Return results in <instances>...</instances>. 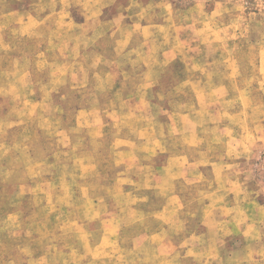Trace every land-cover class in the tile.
Returning a JSON list of instances; mask_svg holds the SVG:
<instances>
[{
  "label": "crops",
  "instance_id": "crops-1",
  "mask_svg": "<svg viewBox=\"0 0 264 264\" xmlns=\"http://www.w3.org/2000/svg\"><path fill=\"white\" fill-rule=\"evenodd\" d=\"M57 2L66 7L70 0ZM73 3L81 21L75 23L64 16L62 28L72 25L84 32L72 38L63 29L60 32L61 47L57 49L61 57L60 79L55 74L52 76L53 63L48 57L55 48L50 41L38 53H32L33 57L43 58L40 66L32 63L35 59L32 57L27 66L25 60L16 59L12 68L0 67V87L4 90L2 93L0 90V98L10 96L16 113L12 123L0 124V186L16 184L10 197L19 202L17 196L23 189L29 191L21 199L26 194H34V186L39 182L48 185L59 182L60 200L76 203L66 213L76 211L77 218L72 223L76 225V232H82L77 235V248L85 264H116L118 261L111 257V252H115L116 246L120 248L117 231L129 230L138 221L142 234L134 244L127 245L130 255L125 260L127 264L150 262L147 257L131 255L141 247H156L154 264H264L263 248L251 251L259 244L257 240L264 231L256 226L257 219L250 211L251 203L245 202L239 179L225 175L226 168L238 167L234 155L248 147L245 138L250 146L258 144L261 138L253 131L244 130L238 117L224 112L222 96L214 100L211 89L220 83L214 84L212 63L197 64L191 50L185 53L174 46L160 50L165 41L151 43L147 31L160 25L137 22L146 8L159 7L158 1L124 0L121 7L126 8L121 11L117 9L119 0H73ZM106 9L111 10L110 17L103 19ZM32 13L13 12L18 17L12 23L14 31L29 40L37 36L33 25L38 19ZM105 26L107 31L96 33ZM127 28L132 29L131 33ZM137 31L143 33L140 44H135ZM106 38L112 40V45L107 49L98 47L96 43ZM70 39L71 45L66 44ZM74 55V62L65 60ZM92 56L98 60L95 69L87 61ZM35 69L45 73V78L36 80ZM92 71H95L96 83L90 82ZM47 73L50 74L47 76ZM166 88L176 94L180 88H191L193 93L182 98L168 95ZM58 89L62 94L59 100H54L53 93ZM84 91L87 94H81ZM54 102L60 103L62 112L67 111L65 104H80L75 111L80 125L84 123L85 128H91L87 134L98 138L81 145L82 152L91 154L88 159L82 155L74 165L68 161L58 164L46 143L37 148L38 138L45 142L55 131L34 126L36 108L42 103ZM165 102L173 105L168 112V123L163 122L159 113L154 116L155 112L150 109ZM47 116L46 120H52V113ZM169 126L177 141L178 147L174 149L166 141V136L172 135L165 131ZM66 129L62 126L55 135L70 136ZM63 148L70 150L67 144ZM176 150L221 153L207 163L214 169V179L203 175L205 158L191 160L175 155ZM170 151L173 154L166 162L157 161L159 154ZM192 166L197 168L200 180L217 182L216 189L197 191L193 195L181 190L180 186L186 189L198 182L188 176ZM20 167L25 170L16 171ZM86 167L93 168L94 174L86 175ZM116 170H121L119 176L114 175ZM118 194L124 198L121 199L123 210L122 202L116 203ZM3 204H0V217L8 216L3 224L20 215L19 212L5 213ZM120 214L124 219H119ZM11 223L10 232L20 228L15 221ZM4 228L5 225L1 226L0 231ZM86 232L90 234L85 235ZM14 246L12 243V250ZM166 247L171 248L167 256L163 254Z\"/></svg>",
  "mask_w": 264,
  "mask_h": 264
},
{
  "label": "rangeland",
  "instance_id": "rangeland-1",
  "mask_svg": "<svg viewBox=\"0 0 264 264\" xmlns=\"http://www.w3.org/2000/svg\"><path fill=\"white\" fill-rule=\"evenodd\" d=\"M119 1L117 9L124 10L126 7H121L124 0ZM154 1H158L159 7L146 8L137 22V24L146 22L160 25V28L147 31L146 36L151 39V43L154 41L158 44L165 41V44H161L160 50L170 49L172 46L176 50L185 53L191 50L194 62H197V64L212 63L214 84L220 83L218 86L214 85V88L211 89V92L214 90L212 92L214 100L222 96L225 99L224 112L232 115V117H238L244 130L247 129V132L253 131L261 138L258 144L255 143L252 146L245 138L248 147L244 152L234 155L238 159L236 160L238 167L226 168L225 175L239 179L241 191L245 194V202L251 203L249 206L250 211L257 219L256 226L260 231H264V0ZM31 3L34 5L31 6ZM13 12L22 15L34 13V16L38 19L37 24L33 25V29L37 32L34 39L29 40L16 34L12 23L17 21L18 17L14 16ZM110 13L111 10L106 9L102 13V18L108 19ZM152 14L155 16H152ZM64 16H69L70 20L75 23L81 21L79 10L74 5L73 0H70L66 7H61L57 0H0V67L4 69L12 68L17 63L16 59L25 60L24 65H29V58L33 57L32 53H38L50 41L55 48L52 56L48 57L53 63L52 76L55 74L60 79L61 57L57 51L61 47L60 32L63 29V33L68 35L69 38L75 35L82 36L84 32L72 25L62 28V24L64 25L66 20ZM124 20L130 22L127 18ZM122 22L124 23V21ZM107 29L108 27L105 26L100 31L97 30L96 33L103 34ZM131 30V28H127L126 31L131 33ZM142 34V32L141 34H139V31L136 32L135 44H140ZM47 37H50V40H46ZM157 39L161 41L157 42ZM72 42L73 40L70 39L66 41V44L71 45ZM66 44L64 45L67 46ZM96 44L98 47L107 49L112 45V40L108 38L100 39ZM75 57V55L70 58L66 57L65 60L74 62L73 58ZM33 58L35 59L32 63H39V66L43 62L42 57ZM87 61L89 65L93 64L95 69L98 63L97 58L92 56L87 58ZM49 74L47 73V76ZM34 75L38 81L45 78V73L41 74L37 70L34 71ZM93 75H95V71L90 73V78H93L90 82L96 83V77ZM2 88L0 87L1 93L4 91ZM165 90L168 95H177L182 98H186L193 93L191 88H180L177 94L175 91L171 92V88ZM85 92L81 94H87ZM61 94L62 92L59 89L55 90L53 93L54 100H59ZM70 94L72 95V93ZM10 99V96L0 98V124L12 123L14 117H16L14 105ZM59 104L54 102L38 105V108H36L38 115L36 121H34V126L39 130L48 127V131H55V133L62 126H66L70 136H63V138L56 136L54 133L49 140H44L45 142L39 141L38 138L37 148L40 149L46 143L51 148L56 163L60 164L61 161H68L69 164L74 165L77 160H81L82 155L86 156V159L91 155L88 152H82L81 145L90 144L98 138H93V136L87 134L91 131V128H85L84 123L80 125L75 114L80 104H65L66 110L70 112L64 111L66 116L58 107ZM17 106L24 107V105ZM172 107V104L165 102L161 105L156 104L154 108H149L152 109V112H155L154 116L159 113V117L163 118V122L168 123V112L172 110ZM24 111L26 112V109ZM48 113L50 115L52 113V120H46ZM150 114L152 116V113ZM165 131L168 134L172 133L170 126ZM166 141L171 143L173 149L178 147L176 139L173 138V133L169 137L166 136ZM65 144L70 147V150H64L63 145ZM250 148L253 149L249 150ZM105 153L107 154V152ZM172 154L173 151L159 154L157 161L166 162L168 156ZM174 154L197 161L202 156L206 161V165L202 167L203 175L206 178L211 177L212 180L214 179V169L207 163L212 156L221 153L176 150ZM42 156L40 152L39 157ZM18 163L20 162L18 161ZM23 169L21 167L16 168V171L20 170L22 172ZM92 169L86 167L85 174L93 175ZM42 170L44 169L42 168ZM120 171L116 170L114 175L119 176ZM63 172H66V170H63ZM188 176L193 181L198 182L190 184L186 189L180 186V189L192 195L201 190H215L218 186L217 182H211L210 179L207 181L206 178L203 181L200 180L198 170L194 166L190 168ZM23 178L25 177L23 176ZM58 183L48 185L39 182L34 186V194H26L27 196L21 199L22 195L29 191L28 188H25L17 196L20 199L19 202L17 198L12 199L10 197L17 186L16 184L0 186V204L4 203L5 213H20L17 218H11V220H8L9 222L7 221L10 225L7 222L3 224L8 218L7 214L0 217V227L5 225L4 230L0 231V264H85L80 260L81 257L77 248L79 241L77 235L82 234V232H76V225L72 223L77 218L76 211L70 213V215L66 213V210L70 207L75 208L76 203H72L70 200H68V203L66 200H60V190L62 189ZM231 187L230 185V189ZM117 198L116 203L122 202L123 210L125 208L123 207L124 198L120 197L119 194ZM20 202H22V205ZM192 203L194 201L191 199L189 203L190 210L193 209ZM116 207L120 209L118 205ZM120 217L119 219H124L123 214H120ZM12 221H15V225L20 224V228H17L15 232L9 231V228L12 227ZM117 232L120 248L116 246L115 252H111V257H116L114 259L118 261L116 264H127L125 260L130 256L127 245L134 244L138 241L137 238L141 236L140 223L138 221L129 230L121 229L120 232ZM87 234H90V232H86L85 235ZM13 235H16V237H12ZM12 243L15 245L13 250ZM257 243L260 246L256 244L257 246L251 249L252 252H258L262 248L264 250V235L257 240ZM154 249L141 247L140 250H133L131 255L133 257H147L150 262L146 264H154L152 262L156 256V250ZM170 249L166 247L163 254L165 256L170 254Z\"/></svg>",
  "mask_w": 264,
  "mask_h": 264
}]
</instances>
